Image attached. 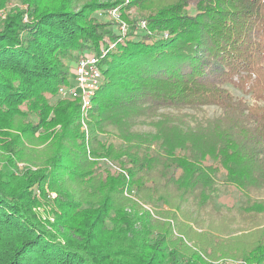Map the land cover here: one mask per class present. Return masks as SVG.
<instances>
[{"label": "trees", "instance_id": "obj_1", "mask_svg": "<svg viewBox=\"0 0 264 264\" xmlns=\"http://www.w3.org/2000/svg\"><path fill=\"white\" fill-rule=\"evenodd\" d=\"M18 1L0 18V264H218L233 209L262 226L233 256L264 264V0ZM102 50L87 138L58 91ZM35 140L49 154L21 170Z\"/></svg>", "mask_w": 264, "mask_h": 264}, {"label": "rangeland", "instance_id": "obj_2", "mask_svg": "<svg viewBox=\"0 0 264 264\" xmlns=\"http://www.w3.org/2000/svg\"><path fill=\"white\" fill-rule=\"evenodd\" d=\"M14 8L25 9L26 6L21 4L18 0H10L7 7L5 9L0 10V18L6 17L7 13ZM231 90L235 94V96L237 97L243 96V94L240 91L233 89V88H231ZM246 98H249V97L247 96ZM205 111L208 113L209 116H212L217 113L216 108L214 107H207L205 108ZM141 129L149 130V128H146V127H143ZM48 154H49V150L46 147V143L40 142V140H35L34 142L30 143L29 147L26 149V153L24 156L26 160L24 162L19 163V167L21 170H24L27 167L36 169V165L41 164L42 161L45 159V157L48 156ZM105 161L109 162L114 167V165L110 161L108 160H105ZM0 171L4 173L9 171V167L6 164V161H4L3 154L1 153V151H0ZM51 195L55 196L54 193H52ZM135 200L137 199L135 198ZM218 200L226 204V207L225 208L223 207L224 211H226L228 209L227 207H231V206H233L234 208L239 207L243 198L239 190L233 187H225L221 185L220 191L218 194ZM144 207L152 211H153V208H155L154 206L151 207V204H146L144 205ZM224 213L229 216H235L236 221L231 223L230 229L223 234L224 240L222 241V244L216 245V247H218L217 248L218 251L223 252L225 255H223L219 259H214V261H212L213 259H210L209 260L210 263H216V262H221V261L223 262L224 260H232V259H244V257L242 256L235 257L233 255L234 253H238L241 251L242 249L241 246L243 245L241 242L246 243L243 240H253L256 231L260 227H262V226H257L255 224L244 222L242 218L238 215L237 209H233L232 212H224ZM197 230H198L197 232L199 233H203L207 231L206 227L198 228ZM243 235H247V236L243 237ZM198 241L199 240H194V241L188 242V244L189 246L193 244L195 245ZM248 263L255 264V262H251V261Z\"/></svg>", "mask_w": 264, "mask_h": 264}, {"label": "built area", "instance_id": "obj_3", "mask_svg": "<svg viewBox=\"0 0 264 264\" xmlns=\"http://www.w3.org/2000/svg\"><path fill=\"white\" fill-rule=\"evenodd\" d=\"M129 2L130 0H126ZM101 15L107 16L116 26L117 34L121 37L126 36L129 30L127 22L122 20L119 8H112L106 12H100ZM140 28L146 27V22H139ZM110 46L113 44L106 39ZM106 54L102 50L97 54L85 53L77 57L72 65V82L59 89L58 95L61 98L77 99L80 103L81 124L87 138L89 137V115L94 106V97L102 86L103 72L101 61ZM249 264L245 259H232L218 262V264ZM256 264V263H255Z\"/></svg>", "mask_w": 264, "mask_h": 264}]
</instances>
